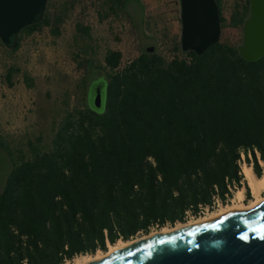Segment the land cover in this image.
<instances>
[{"label":"trees","instance_id":"obj_1","mask_svg":"<svg viewBox=\"0 0 264 264\" xmlns=\"http://www.w3.org/2000/svg\"><path fill=\"white\" fill-rule=\"evenodd\" d=\"M50 1L43 19L22 29L12 54L45 26L61 34L76 0H63L53 13ZM132 1L106 4L109 13H127ZM217 2L222 27L243 29L249 0L235 4L230 20ZM77 29L91 37L90 26ZM174 50H182L180 39ZM187 53L190 63L148 49L123 67V54L114 49L102 64L79 61L87 72L102 74L84 82L92 103L71 110L65 100L50 144L42 135L28 140L30 156L15 155L0 122V148L12 161L0 185V264H65L107 250L108 242L186 222L201 207L213 209L217 199L226 203L230 188L246 186L242 154L263 175L264 57L248 61L221 39L202 54ZM20 72L8 68L10 86ZM24 80L34 85L27 73ZM98 85L99 108L93 100Z\"/></svg>","mask_w":264,"mask_h":264},{"label":"rangeland","instance_id":"obj_2","mask_svg":"<svg viewBox=\"0 0 264 264\" xmlns=\"http://www.w3.org/2000/svg\"><path fill=\"white\" fill-rule=\"evenodd\" d=\"M62 1L51 0L50 11L55 12ZM237 2L243 4L245 0H222V11L227 20H230ZM127 11L109 13L106 0H76L60 24V35H54L50 27L45 26L25 36L20 49L14 54L0 44L1 134L16 156L21 152L30 156L28 140L35 141L39 135L43 136V144H50L53 129L65 114V100H68L71 110L82 108L85 100L89 99L92 103V91L89 97L84 82L98 80L102 74L92 69L87 72L84 67H79V61L93 59L96 64H102L107 50L114 49L122 52L123 67L150 47L167 59L171 58L175 42L181 38L180 0H133ZM78 24L90 26V38L77 29ZM220 39L241 45L243 29L233 28L226 23ZM13 65L21 72L14 74L13 85L10 86L5 74ZM25 73L33 79L32 87L26 84ZM244 159L245 155L242 154L241 165L246 163ZM261 165L264 170V163L261 162ZM11 167V159L0 148L1 187L6 183ZM239 188L234 190V194ZM247 191L245 189L246 201L249 200ZM231 200L216 204L213 209L204 210L200 215L229 204ZM200 215L188 216L187 220H195ZM177 223L165 226L172 227ZM161 228L155 227L151 232ZM145 235L141 233L132 239Z\"/></svg>","mask_w":264,"mask_h":264},{"label":"water","instance_id":"obj_3","mask_svg":"<svg viewBox=\"0 0 264 264\" xmlns=\"http://www.w3.org/2000/svg\"><path fill=\"white\" fill-rule=\"evenodd\" d=\"M181 47L202 54L220 41L217 0H180ZM48 0H0V40L12 49L22 29L40 22ZM240 55L264 57V0H249ZM152 51L153 48H148ZM101 106V93L94 98ZM262 159H260L261 164ZM109 243V242H108ZM87 264H264V201L253 210L230 211L211 221L139 240Z\"/></svg>","mask_w":264,"mask_h":264},{"label":"bare ground","instance_id":"obj_4","mask_svg":"<svg viewBox=\"0 0 264 264\" xmlns=\"http://www.w3.org/2000/svg\"><path fill=\"white\" fill-rule=\"evenodd\" d=\"M264 163L263 161H261ZM241 172L244 175V181L246 183V186L244 184L243 187L239 188L234 196L232 197L231 203L229 204H223L216 210L209 211L207 214L196 218L195 220H187V222H179L175 226H163L160 230L156 232H151L145 236L137 237V239H129V240H123L119 239L115 243H108V249L107 250H97V252L91 254H80L75 256L72 260H68L65 264H87L92 261L101 260L106 256H109L112 252H114L117 249L125 248L139 240H146L150 239L156 235H163L165 233L174 232L177 230H180L181 228H190L208 221H211L213 219H216L230 211L234 210H253L256 206H258L261 202L264 201V172L262 176H258L252 165H249L247 163H243L241 165ZM247 187L250 189L252 193V198H250L248 201L245 200V189Z\"/></svg>","mask_w":264,"mask_h":264},{"label":"built area","instance_id":"obj_5","mask_svg":"<svg viewBox=\"0 0 264 264\" xmlns=\"http://www.w3.org/2000/svg\"><path fill=\"white\" fill-rule=\"evenodd\" d=\"M175 57H178V58H180V59H184V60H186L187 62H191V60H192V57L187 53V51H184V50H181V51H173V55L171 56V58L170 59H172V58H175ZM131 61V60H130ZM129 61V62H130ZM128 63V62H127ZM236 188H238V187H235V189ZM235 189H232V188H230V190H231V192H232V197L234 196V190ZM228 196V199H227V202L229 201V200H231L232 199V197L231 196H229V195H227ZM221 203V201L219 200V199H217L216 200V203H215V205L217 204V205H219ZM215 205H214V207H215ZM213 207V208H214ZM210 209V207L209 206H204V207H201V210H200V212H199V215L201 214V213H204L205 211L204 210H206V211H208ZM189 216H192V217H195L196 215H193V214H189ZM24 264H28L26 261L24 262Z\"/></svg>","mask_w":264,"mask_h":264},{"label":"flooded vegetation","instance_id":"obj_6","mask_svg":"<svg viewBox=\"0 0 264 264\" xmlns=\"http://www.w3.org/2000/svg\"><path fill=\"white\" fill-rule=\"evenodd\" d=\"M101 91H102V89H101V86L100 85H98L97 87H96V89H95V96L97 95V93L99 92V93H101ZM95 98V97H94ZM94 100V99H93Z\"/></svg>","mask_w":264,"mask_h":264}]
</instances>
